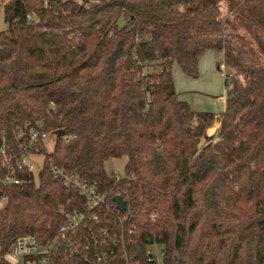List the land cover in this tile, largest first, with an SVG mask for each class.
<instances>
[{
	"label": "trees",
	"instance_id": "obj_1",
	"mask_svg": "<svg viewBox=\"0 0 264 264\" xmlns=\"http://www.w3.org/2000/svg\"><path fill=\"white\" fill-rule=\"evenodd\" d=\"M0 7V144L4 135L8 150L17 149L25 123L53 137L51 151L40 140L37 180L0 186L1 247L20 235L45 241L66 212L83 207L52 164L96 184L112 203L120 196L125 209L112 204L114 217L141 239H161L167 264H264V0ZM208 50L222 54L216 67L226 72L219 114L193 110L174 85V65L197 78ZM122 156L116 178L104 163Z\"/></svg>",
	"mask_w": 264,
	"mask_h": 264
},
{
	"label": "built area",
	"instance_id": "obj_2",
	"mask_svg": "<svg viewBox=\"0 0 264 264\" xmlns=\"http://www.w3.org/2000/svg\"><path fill=\"white\" fill-rule=\"evenodd\" d=\"M34 17L31 14L27 19L31 21ZM220 70L225 79L223 64ZM40 127L25 123L18 128L15 150H8L5 137L1 136L0 186L23 183L34 173L31 157L39 154L40 140L45 144L48 137L40 134ZM42 167L43 164L40 170ZM49 170L58 181L77 191L84 200L83 207L66 212L64 223L45 241L33 235H20L7 246H0V264H167L161 239L156 235L141 239L135 235L134 225L125 229L123 219L114 217L112 204L117 212H123L125 203L121 211L96 184L52 164ZM119 176L115 174L116 178ZM5 201L0 196V204L4 205Z\"/></svg>",
	"mask_w": 264,
	"mask_h": 264
},
{
	"label": "rangeland",
	"instance_id": "obj_3",
	"mask_svg": "<svg viewBox=\"0 0 264 264\" xmlns=\"http://www.w3.org/2000/svg\"><path fill=\"white\" fill-rule=\"evenodd\" d=\"M221 10L224 13H228L226 2H222ZM6 28H7V25L3 18V10H2V7H0V31H4L6 30ZM209 51H210L208 52L209 54L213 53V50H209ZM218 54L220 53L218 52ZM175 69L176 68L173 67L172 72H174ZM220 71H218V74H216L214 77L206 76L204 77L203 80H199V82L196 83L197 84L196 91H190V92L188 91V93L192 95L190 97H192V100H193L191 101V103H188V104L194 110L208 111V112H213L215 114H219L223 110L224 102L223 100L220 99L221 97L219 96L224 94L225 88H224V79ZM178 88H179L178 96L181 100H184V96H186L188 93L185 91L186 89L184 87H178ZM218 126H219V123L216 122L212 127H210L207 130V133L209 135H212L211 141H215L218 139V131H217ZM203 143H204V138L202 137L200 138V146H202ZM45 147L47 151H51L53 149V137L51 136L46 137ZM31 160L35 165L33 174H34L35 179L37 180L38 172L43 164V154L39 153L38 155L32 156ZM125 162H126L125 156L109 158L104 163L105 171L107 173L113 172L115 174L122 176ZM2 206L3 205L0 204V207Z\"/></svg>",
	"mask_w": 264,
	"mask_h": 264
},
{
	"label": "crops",
	"instance_id": "obj_4",
	"mask_svg": "<svg viewBox=\"0 0 264 264\" xmlns=\"http://www.w3.org/2000/svg\"><path fill=\"white\" fill-rule=\"evenodd\" d=\"M208 52H210V51L209 50L206 51L199 58V61H198L199 75H198L197 78H191V77L185 75L184 73H182L180 71V69L176 65H174V67L176 69L173 72V79H174L175 89H176L177 92H178V89H179L178 87H184L186 89L185 91L187 93H188V91L189 92L190 91H196V88H197V84L196 83L199 82V80H203L204 77H206V76H213L214 77L216 74H218V69L216 67V63L222 59V54L221 53L218 54V52H216L215 50H213V53H210V54ZM190 96H192V95H190V93H188L186 96H184V100L187 103H191V101H193L192 97H190ZM219 97H221L220 99L223 100V102H224L225 89H224V94L220 95ZM195 111H197V110H195Z\"/></svg>",
	"mask_w": 264,
	"mask_h": 264
},
{
	"label": "water",
	"instance_id": "obj_5",
	"mask_svg": "<svg viewBox=\"0 0 264 264\" xmlns=\"http://www.w3.org/2000/svg\"><path fill=\"white\" fill-rule=\"evenodd\" d=\"M64 134L63 130H59L56 132V135L61 136ZM113 201L117 204L118 208L122 211L124 209V201L120 196L113 197Z\"/></svg>",
	"mask_w": 264,
	"mask_h": 264
}]
</instances>
